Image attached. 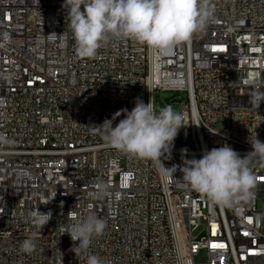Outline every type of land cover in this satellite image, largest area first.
<instances>
[{
	"label": "built area",
	"instance_id": "obj_1",
	"mask_svg": "<svg viewBox=\"0 0 264 264\" xmlns=\"http://www.w3.org/2000/svg\"><path fill=\"white\" fill-rule=\"evenodd\" d=\"M63 2L0 0V264H60L61 254L86 264L64 230L88 211L106 220L89 249L106 264H264V168L250 167L251 200L222 208L107 147L93 127L173 91L186 96L185 126L165 167L182 165V149L199 159L227 144L246 157L250 142H264V102L250 103L264 92V0H212L214 20L165 56L122 40L94 58L77 54L70 31L61 36ZM37 207L52 212L42 230L27 220ZM29 236L31 255L19 247Z\"/></svg>",
	"mask_w": 264,
	"mask_h": 264
},
{
	"label": "clouds",
	"instance_id": "obj_2",
	"mask_svg": "<svg viewBox=\"0 0 264 264\" xmlns=\"http://www.w3.org/2000/svg\"><path fill=\"white\" fill-rule=\"evenodd\" d=\"M62 8L66 10L67 30L61 36L71 32L76 52L82 58H94L100 47L122 40H133L165 56L203 31L215 16L212 0H64ZM262 102L264 92L250 100L256 109ZM121 115L124 118L113 126ZM183 120V113L174 111L171 105L157 110L151 99L144 103L137 98L131 111L122 108L111 119L105 118L93 127L107 147L153 162L165 180L202 194L215 206L233 208L241 201L251 200L257 181L248 165L253 157L264 161V142L258 138L250 142L252 151L244 158L227 144L204 150L199 159H187V149H182V165L165 167L163 161L171 159L174 140L185 126ZM178 168L182 179L174 178ZM104 194L101 186L91 195ZM51 218V210L42 212L38 207L27 214L28 222L37 230H42ZM70 219L73 222L66 226L64 234L78 242L70 251L83 257L86 264H106L89 251L94 239L104 234L106 220L93 211ZM19 247L22 253L31 255L37 249L34 236L23 240Z\"/></svg>",
	"mask_w": 264,
	"mask_h": 264
},
{
	"label": "rangeland",
	"instance_id": "obj_3",
	"mask_svg": "<svg viewBox=\"0 0 264 264\" xmlns=\"http://www.w3.org/2000/svg\"><path fill=\"white\" fill-rule=\"evenodd\" d=\"M173 94H174L173 91H166V90H159V89L155 90L153 93V102H154L156 109L158 110L159 108H162L164 106L171 105L172 108L174 109V111L179 112V107H180L179 100H182L183 103H185L186 102V96L185 95L182 96L179 93L178 95H175L173 97ZM214 127L218 130H221L224 127V122L218 121L215 123ZM255 165H258V166L264 168V161H261L258 158L253 157L250 159L248 166L250 168L251 166H255ZM203 225H204V223L202 222L200 227L193 230L192 236H194V237L200 236L201 232H203ZM198 258H202V256L200 255Z\"/></svg>",
	"mask_w": 264,
	"mask_h": 264
},
{
	"label": "water",
	"instance_id": "obj_4",
	"mask_svg": "<svg viewBox=\"0 0 264 264\" xmlns=\"http://www.w3.org/2000/svg\"><path fill=\"white\" fill-rule=\"evenodd\" d=\"M175 96V94H173V97Z\"/></svg>",
	"mask_w": 264,
	"mask_h": 264
},
{
	"label": "snow or ice",
	"instance_id": "obj_5",
	"mask_svg": "<svg viewBox=\"0 0 264 264\" xmlns=\"http://www.w3.org/2000/svg\"><path fill=\"white\" fill-rule=\"evenodd\" d=\"M215 247V246H214Z\"/></svg>",
	"mask_w": 264,
	"mask_h": 264
}]
</instances>
